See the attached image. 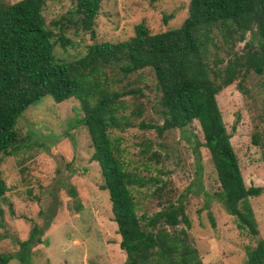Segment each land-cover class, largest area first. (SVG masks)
<instances>
[{
    "label": "trees",
    "instance_id": "trees-1",
    "mask_svg": "<svg viewBox=\"0 0 264 264\" xmlns=\"http://www.w3.org/2000/svg\"><path fill=\"white\" fill-rule=\"evenodd\" d=\"M46 1L0 3V156L16 153L23 145L26 137L17 133L15 125L30 105L45 96L54 103L77 100L82 115L75 122L85 128L91 161L100 169V189L107 192L111 221L120 238L118 247L125 254L121 264H201L188 233L191 223L186 214V193L174 198L166 180L141 175L136 167L128 170L120 160L119 139L109 135L110 129L121 130L130 124L128 117L138 118L143 112L134 103L128 116L124 114L128 106L122 98L140 96V88H131L132 81L127 88L116 90L121 79L109 74L116 71L122 79L133 74L141 78L140 71L149 69L159 92L163 121L139 126L160 135L171 129L183 130L196 121L219 184L215 199L228 215L236 217L238 230L256 236L247 198L258 196L261 189L246 188L243 183L229 141L231 134L225 130L215 96L251 71L262 74L264 0H188L187 16L179 27L152 33L144 24H137L127 39L94 42L82 55H69L67 49L74 46L72 37L79 34L94 39L101 0H71V8L48 24L42 14ZM247 33L249 39L245 40ZM217 39L223 49H232L235 42L244 44L240 53L233 52L235 56L225 58V62L217 56L209 59L212 48L220 49ZM238 88L244 92L242 86ZM156 155L152 152L149 157ZM142 170L149 171L148 165ZM143 187L151 188L145 196L160 206L150 214L137 213ZM6 191L0 173V198ZM67 193L74 198L73 188ZM80 208L76 202L74 209ZM52 215L45 216L43 226L33 225L26 240L17 242L15 257L21 263L32 264L30 248L41 242ZM12 256L1 255L0 264ZM246 257V264H264V238L253 249L247 248Z\"/></svg>",
    "mask_w": 264,
    "mask_h": 264
},
{
    "label": "rangeland",
    "instance_id": "rangeland-1",
    "mask_svg": "<svg viewBox=\"0 0 264 264\" xmlns=\"http://www.w3.org/2000/svg\"><path fill=\"white\" fill-rule=\"evenodd\" d=\"M16 1L19 0L0 3ZM187 5L188 0H101L94 39L85 34L72 37L75 43L67 53L82 55L86 46L94 42L125 40L133 34L134 26L141 23L152 33L177 28L187 16ZM71 6V0H47L42 10L45 23L57 19ZM248 39L247 33L245 40ZM215 42L220 49L212 48L208 58L217 56L224 62L232 54L235 56L233 52L240 53L244 44L235 42L232 49H223L220 40ZM56 54L60 55L61 50L57 48ZM109 75L121 79L114 87L116 90L127 88L126 84L133 81L131 88L138 86L141 93L122 98L128 106L126 116L134 103L142 108L141 116L128 117L129 125L109 131L110 137L119 139L120 160L128 170L136 167L141 175L169 182L174 198L186 193V214L191 223L188 233L201 264H246L247 248L253 249L264 238V70L262 74L251 71L245 79L233 81L215 96L225 130L231 134L229 141L243 183L246 188L261 189L258 196L247 198L256 222V236L238 230L236 217L228 215L215 199L219 184L196 121L183 130L171 129L160 135L139 126L159 125L163 121L151 71L141 70V78L133 74L122 79L116 71ZM81 115L77 100L54 103L45 96L17 119L15 130L26 137L25 141L16 153L0 156L1 178L7 187L0 198V256L13 255L6 264H23L15 257L19 250L17 242L28 238L33 225L43 226L48 214L53 217L42 232L41 242L30 248V263L124 261L125 254L118 247L120 238L111 221L108 195L100 189L103 181L99 166L91 161L92 148L85 128L75 122ZM152 152L157 154L156 158L149 157ZM145 164L149 171L142 170ZM68 188L75 191L74 198L68 196ZM150 189H140L138 197L143 201L137 213L150 214L159 209L150 196H145ZM163 200L160 198L161 203ZM76 202L80 203L79 210L74 209Z\"/></svg>",
    "mask_w": 264,
    "mask_h": 264
}]
</instances>
